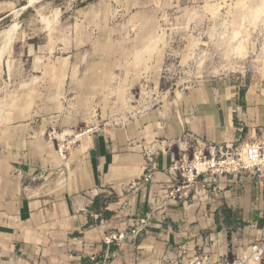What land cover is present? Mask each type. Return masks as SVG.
I'll list each match as a JSON object with an SVG mask.
<instances>
[{
	"label": "rangeland",
	"instance_id": "1",
	"mask_svg": "<svg viewBox=\"0 0 264 264\" xmlns=\"http://www.w3.org/2000/svg\"><path fill=\"white\" fill-rule=\"evenodd\" d=\"M28 2L0 0V139L32 177L74 168L104 136L185 118L205 89L264 90V0Z\"/></svg>",
	"mask_w": 264,
	"mask_h": 264
},
{
	"label": "crops",
	"instance_id": "2",
	"mask_svg": "<svg viewBox=\"0 0 264 264\" xmlns=\"http://www.w3.org/2000/svg\"><path fill=\"white\" fill-rule=\"evenodd\" d=\"M222 86L218 93L199 92L200 101L185 118L104 136L74 168L64 163L65 169L59 165V173L44 180L32 177L35 164L16 157L0 139V264H178L204 235L212 237L216 262L262 238L264 178L221 177L217 193L203 196L197 188L184 205L165 194L164 170L177 151L160 142L190 134L219 146L264 131V90ZM150 154L159 171L131 188ZM141 219L147 220L144 231L131 235V225ZM224 230L236 238L227 240ZM116 231L127 232L124 240L105 245L104 234Z\"/></svg>",
	"mask_w": 264,
	"mask_h": 264
},
{
	"label": "built area",
	"instance_id": "3",
	"mask_svg": "<svg viewBox=\"0 0 264 264\" xmlns=\"http://www.w3.org/2000/svg\"><path fill=\"white\" fill-rule=\"evenodd\" d=\"M181 142H184L183 147L180 146ZM177 143V154L164 170L167 176L165 194L173 202L187 204L197 188L203 196L209 192L217 193V182L221 177L250 175L264 178V131L253 138L219 146L200 141L190 134L178 137ZM173 145L176 144L167 143L166 146L171 149ZM147 163L143 175L130 184L131 188L150 182L159 171L154 154L147 156ZM146 223L147 220L141 219L131 225V235H141ZM262 228L264 230V225ZM126 235L125 231L108 232L104 234L102 241L107 246L118 244ZM212 242L210 235H204L202 244L190 254L182 256L180 264H264V236L251 242L234 258L228 259L226 255H221V259L216 262L212 261V251L209 248ZM104 256L108 258V251ZM91 261H96V258L92 256Z\"/></svg>",
	"mask_w": 264,
	"mask_h": 264
},
{
	"label": "bare ground",
	"instance_id": "4",
	"mask_svg": "<svg viewBox=\"0 0 264 264\" xmlns=\"http://www.w3.org/2000/svg\"><path fill=\"white\" fill-rule=\"evenodd\" d=\"M34 0H30V3L31 2H33ZM26 6V5H25ZM258 10V9H257ZM259 12V11H258ZM241 43V42H240ZM238 46H240V45H238ZM80 135H78V137H79ZM56 137L57 138H60L61 140H63V141H65L66 140V135L63 133V134H60V135H56ZM75 138H77V137H75ZM65 148V147H64ZM61 154H62V152H60ZM61 156H63V155H61Z\"/></svg>",
	"mask_w": 264,
	"mask_h": 264
},
{
	"label": "water",
	"instance_id": "5",
	"mask_svg": "<svg viewBox=\"0 0 264 264\" xmlns=\"http://www.w3.org/2000/svg\"><path fill=\"white\" fill-rule=\"evenodd\" d=\"M30 6V2H28V4H26L25 7H23L22 9H25L26 7H29Z\"/></svg>",
	"mask_w": 264,
	"mask_h": 264
},
{
	"label": "trees",
	"instance_id": "6",
	"mask_svg": "<svg viewBox=\"0 0 264 264\" xmlns=\"http://www.w3.org/2000/svg\"><path fill=\"white\" fill-rule=\"evenodd\" d=\"M228 238H230V236Z\"/></svg>",
	"mask_w": 264,
	"mask_h": 264
}]
</instances>
